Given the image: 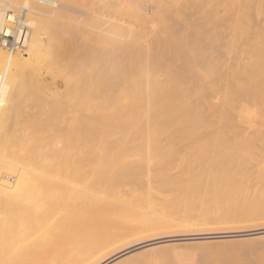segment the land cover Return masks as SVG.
<instances>
[{
	"label": "bare ground",
	"instance_id": "1",
	"mask_svg": "<svg viewBox=\"0 0 264 264\" xmlns=\"http://www.w3.org/2000/svg\"><path fill=\"white\" fill-rule=\"evenodd\" d=\"M160 2L156 3L159 7L167 4ZM125 3L124 0H0V264H112L155 242L190 239L185 234L173 233L187 223L171 217L165 208L173 200H179V205L171 208L178 215L184 209H192L190 203L198 195H216L223 187L234 193L237 179L245 178L241 154L249 148L251 137L240 131L234 117L243 104L264 102V85L258 84L264 74V56H251L243 67L230 69V75L219 87L217 76L212 74L217 86L201 88L193 95L186 86L165 81L164 77L161 80L158 74L163 69L154 71L152 67L160 65L153 55L150 68L144 63L150 62L147 43H143L147 48L143 47L148 49H145L148 60L142 59L144 54L139 56L136 52L135 56L131 51L136 46L131 44L133 41L143 37L141 41L147 42L146 37L153 30L147 24L152 19L147 24L141 22L147 19L144 13L136 9L131 12L129 7L134 6L128 2V19L136 14L135 21L143 23V28L146 24L148 27L144 29L150 31L146 34L140 28L132 34L140 35L139 39H132V35L127 38L133 30L129 28L131 32L125 34L126 21L129 22L124 16ZM173 4L174 1L165 6ZM154 14L157 18L161 15ZM162 23L161 28L167 24ZM186 24L188 27L189 23ZM166 33L173 35L172 31ZM152 35L150 38L154 39L156 36ZM187 37L193 41L192 36ZM129 38L133 40L131 43ZM157 39L162 38L154 39V43ZM149 42L154 51L158 43ZM162 45L158 55L165 50ZM186 46H182L186 53L180 48L181 56L177 55L187 62L190 59L185 55L190 57L193 47L189 53ZM165 51V56L160 55L166 59ZM169 54L170 60L173 56ZM199 54L198 61L203 57ZM192 56L194 61L196 53ZM186 62L180 61L181 68ZM171 63L165 65L169 72ZM208 65L210 69L211 63ZM72 68L79 79L70 83L64 73L72 72L69 75L74 77ZM42 69L53 80L61 78L60 92L55 87V91L50 90L48 80L45 85L49 87L45 88ZM210 76L207 73L202 81L207 78L208 82ZM212 93L217 94L215 100ZM241 94H245L244 102L232 101L229 107L223 106L224 100ZM198 95H202V102ZM11 125L28 128L27 136L32 130V134L40 129L49 132L40 136L39 147L28 160L11 153L12 147L20 146L27 133L8 138ZM258 134L264 141V133ZM35 138L31 141L36 142ZM217 149L220 154H216ZM176 167L182 171L174 175L172 170ZM156 194H166L162 204L155 201ZM253 209L247 201L238 213L243 220H251L249 230L200 234L211 239L236 237L241 246L248 247L264 242V225L259 218H253L256 215ZM159 232L172 235L134 248H129L131 245L105 258L125 237H153ZM179 254L164 253L142 264L180 261L183 256Z\"/></svg>",
	"mask_w": 264,
	"mask_h": 264
},
{
	"label": "rangeland",
	"instance_id": "2",
	"mask_svg": "<svg viewBox=\"0 0 264 264\" xmlns=\"http://www.w3.org/2000/svg\"><path fill=\"white\" fill-rule=\"evenodd\" d=\"M127 1L128 2L131 1L130 4H133L134 8L129 7L130 4L124 0V3L126 2L125 8L127 9L125 10L127 14H125L124 16L127 17L126 15H130L129 8L132 9L131 12L133 10L135 12V9L137 11L139 10V12L144 13L142 15L147 18L146 20H141V22L146 21L144 23L147 24V22L152 19V22L149 21L147 24L149 27L145 26L146 24H144L143 25L144 28L146 27L150 28V26L151 28L153 27L152 31H150L151 28L150 30L147 29L150 31V34L147 36L146 34H148L147 33L148 31L142 27L143 23L139 21L141 23L140 24L137 20L135 21L136 14L134 15L131 13L132 15H134V18L130 16L131 20L128 19L129 16L126 18V20L127 19L129 20V22L126 21L127 23L126 30L128 32L125 34L128 35V33L131 32L130 30H133V32H131L129 36H126L127 38L130 37L132 34H134L135 31H137V29L139 31L140 28H142V30L140 29V32L143 31L144 29L146 34L144 32L143 33L147 36V37L144 36L147 38L146 40L147 42H142L141 38L143 37H141L140 35H139V37H141L140 39L138 36H136L139 40L137 42L132 40L133 42L136 43V44H133L130 38L132 37L133 39L135 36L132 35L129 38V42L131 41L132 43L131 42L130 43L136 46L133 47L131 51L134 52V55L136 54V52H138L137 53L138 55L144 54L141 57L143 60H145L147 56V55L145 56V52H147L146 50L149 49L148 53L151 56L153 55L155 60L157 58L158 59L157 64L162 66L161 68L160 66L157 65L156 66L157 69H155L156 67H152L154 68V71L156 70V73H157L159 72L158 69H163V71L160 70L161 72H159L158 74L159 76L158 75L157 76L160 77L161 80H163V77H164L165 81L166 80L172 81V82L175 81L174 83L175 84L177 83V85L186 86L189 93L193 95L198 93V90L201 88L206 90L207 88L212 87V85L217 86L216 81H219L217 82L218 83L217 87H219L220 83L224 82L227 76L230 75V72H231L230 69L237 70V68L243 67L245 63L251 60V56L253 57L264 56V0H191L192 2L187 0L190 3L188 2V4L186 5H185V3H187L185 2L186 0L185 1L184 0H176V1L170 0L169 2L168 0H161L160 4L163 3V1H167V4L160 5V7L162 6L163 8L166 9L164 10V13L162 11L163 8L161 7L162 8L161 9L159 5H156V3L159 4L158 1L160 0H158L157 2H155V0H135L137 1L136 2L137 5L135 4V2H133L134 0H127ZM171 1L172 2L174 1V4L170 5L169 6L170 8L165 6V5L172 4ZM139 3L141 5H139ZM150 7L152 9H149ZM156 8H160V9L155 10ZM152 12L156 13L157 16L161 14L162 17H160L161 16L160 15L159 18H157L156 16H154L155 15L154 13H153L154 15L152 14ZM146 13L148 15H146ZM176 14H180L179 17H177ZM142 15H140L139 20L140 18H142ZM163 16H165L166 18L163 19L164 18ZM133 19L135 23L133 22ZM158 20L160 21L162 20L163 21V23L161 22L162 24L167 22V24H164L165 26L163 25V28L166 27L164 30L163 28H161L162 27L161 25H160L161 27H159V24L161 23H158ZM186 23H189L188 27ZM168 24L170 25L169 28L171 27L170 30L172 29L171 31L173 35L171 36L164 34L169 29L167 27ZM157 25L159 29H161L164 32L163 34H162V31L158 29ZM195 25L196 26L200 25V26H197V28H195ZM191 26L192 28H190ZM129 28L130 30H128ZM155 32L159 33V34L157 33L158 36ZM170 32L166 34H170ZM187 32L190 33L191 35H188ZM153 33L156 36L154 37V39L162 38L160 41L158 39L155 40L158 43V45H155L154 51L152 50L153 47L151 46V44H148V41H150L149 43L152 42V44L156 43V42L154 43V39L150 38V36L151 37L153 36L152 35ZM182 33L183 34L185 33L184 34L185 36L183 37L176 36V34L178 36L180 34L181 36ZM139 34H142V33H139ZM215 35H216V38H215ZM173 36H174V39H172L173 40L172 41L171 38ZM191 36H192L193 41L190 38ZM186 37L190 39L188 40L186 39ZM175 39L178 41L179 46L177 45V41ZM179 39H180V42H179ZM168 40L172 42L170 43V45H169ZM197 40H199L197 42L198 44L197 48L199 47L200 51L195 47L196 46L195 42ZM175 41L176 43H174ZM189 42L192 43L193 46H191L192 44H188ZM143 43L145 44L147 43V46L148 47L150 46V47L146 49L147 46ZM184 43L185 45H183ZM159 45H162V49L164 48V46L169 47L170 51H168V49L165 47V50H167L166 59L164 58L165 52H166L164 49H163L164 52L162 53V50H161L162 54L160 53L161 55H164V56H161L160 54L158 55V52H159L158 50L161 48L159 47ZM171 45H172V48H171ZM139 46H141L142 48ZM143 46H146V48ZM156 46H158L159 48L158 47L156 48ZM182 46H186L187 48L193 47V49L192 48L188 49L189 53L191 49L193 50L191 51L192 53L189 54L190 57H187V55H185V57L188 58V60L190 59L189 61H187L188 63L186 62L185 59L182 60L181 59L182 57L179 58V55L181 56V53H180L181 50H178V49L180 48L183 49ZM139 48L141 49V51L144 50L143 53H141V51L138 50ZM156 49L157 51H155ZM185 49L186 48H184L182 51H185ZM130 53L131 52H127V54H130ZM169 53H172L171 55L173 56V58L171 57L170 60H169V56H170ZM173 53L175 54L173 55ZM178 53L179 55H177ZM195 53H196V56H194L195 59L194 61H191V59L193 58L192 55H194ZM197 53H200L201 55H203V57H201L203 59L200 58V60L198 61ZM137 54L135 56H137ZM167 54H169V56ZM150 55H148V59H150V62L144 61V63L146 64L148 63L149 68L151 66L149 63H153L151 62V60H153V56L151 57ZM155 55L157 57H155ZM175 56H178L177 58H179L180 60L176 59ZM161 57L163 59H160ZM196 57H197V60H196ZM159 59L161 60V62H163L164 65L160 64L161 62ZM164 59H165V63L163 61ZM195 60L197 62H195ZM180 61L186 62V66L188 65V67L184 65V67L181 68ZM169 62L170 63L172 62L171 65H169V68H171L170 69L171 72H169L168 67H167L168 66L167 64ZM198 62L200 63V65H197ZM209 62L211 63L210 69L208 68L209 66L208 64H210ZM128 63L127 65H129ZM189 63L192 68L194 67L193 68L194 70H191L190 69L191 67L189 68ZM215 63L216 65L214 66ZM155 65L156 64H154V66ZM200 66H203L202 67L203 69L202 68L200 69ZM205 67L208 69L206 70ZM213 68L215 69L216 72H217L216 69L218 68L217 74L214 70H212ZM195 69H197L196 72H198L199 70V72L202 71V73H199V72L196 73ZM75 70L80 71L79 68L78 69L76 68ZM70 71H73L74 77L69 75L70 73L72 75V72L69 73L65 71L64 74L67 73V75H65V77L67 76L65 80L71 83L72 81H74L72 79L74 78L79 79V75L74 71L73 68ZM182 71H185V73ZM211 71H213V73H211ZM41 72H43V75L46 76V79L44 80L43 84L44 85L46 83L50 84V85L49 84L45 85V88L46 86L47 88L50 86V90L55 91L54 89L55 87L56 92H60L63 89L61 78H56L53 80L51 77H49L46 74V72H44L43 69L41 70ZM164 72L168 73V74L165 73L166 76L168 77L166 79H165ZM176 72L180 76L177 75ZM181 72L184 74H181ZM207 73L208 75H211L212 78L210 76L208 82L206 81L208 80L207 78L206 80L202 81L204 75L207 76ZM171 74H172V78L174 77V79L170 78ZM212 74L213 75L215 74V76H217L215 77L216 81L214 80ZM49 79H52V80H49ZM46 80H48V82H46ZM258 82H259L258 84L264 85V74ZM197 85L199 87H197ZM58 86L60 87V89ZM216 95H217L216 93H212L211 97L213 98ZM197 97L199 101L201 102L203 101L202 95H198ZM118 98L119 97L115 99L118 100ZM245 99H246L245 94H241L239 96H233L231 98H228L227 100H224V102L222 103H223V106L229 107V104L232 103V101L244 102ZM242 106H243L242 110L236 117H234V119H236V122L239 126L240 131L251 137V142H250V146L247 149V151L241 154L245 178L237 179L236 189L234 193H231V190L228 187H223V189H221L219 193L216 195L214 194L201 195L200 194L197 197H195L192 203H190L192 206V209L183 208L184 209L183 212L179 213L178 215L172 213L171 208H175L176 206H178L179 204L177 203H179L180 201L173 200L172 203L169 204L165 208V212L169 214L171 217L174 216L178 219H181L183 223H187L186 225H182L178 227L177 229L178 231H175L173 233L185 234V237H188L190 239H177V240L169 241L167 243L155 242V243L143 246L142 248H138V249L131 251L127 255L113 262L112 264H142V262H146L148 260L158 259L159 256L161 254L164 255V253L169 256L170 255L174 256L175 254L180 253L179 255L183 256L180 261L173 260V261H170L168 264H264V242H255L254 244H251V246L248 247V246H241L239 244L240 242H238L240 240H237L236 237H223L219 239H213V238L211 239V238H204L205 235L200 234L201 232H205V231L223 232V234H230L231 233L230 231H233V230H249L250 229L249 225L251 224V220H243L242 218L239 217V214H238L240 207L243 205L244 202H247V201H249L251 205H253L254 207L253 210L256 215L253 218H259L260 222L264 225V178L262 177L264 175V141L260 138L261 136L258 134V133H261V134L264 133V102L257 103L255 105L243 104ZM27 125L30 126V122L27 123ZM11 126L12 127H9L10 131L8 132V138L14 137L16 133H18L16 134L17 136V135H21L22 133L27 132L26 137L23 138V140H21V143L19 144L20 146H17L14 148L12 147L11 149L12 151L11 153H13L15 156H20L26 159L30 158V154L32 152H35L38 149L39 147L38 144L40 142V136H46L49 133L46 130H45L46 132H43V130L40 129L38 130V132L34 131L35 133L33 132L34 134H32L31 133L33 131L32 130L31 132L29 131L31 136L30 135L27 136L28 128H25V127L20 128L15 125H11ZM255 130H257L258 132H255ZM40 131L43 132L42 133L43 135L41 134ZM34 136L37 137L34 139L36 140V142L31 141L33 140L32 138ZM27 137L30 139H28ZM32 142L34 143L33 144L34 147L33 145L31 146ZM29 147L32 149H29ZM220 153H221L220 149H217L216 154H220ZM259 161H262L263 163L260 165L258 163ZM181 171H182L181 167H176L172 170V173L174 175H177V174H180ZM203 184L204 182H202L201 185ZM165 195L156 194L154 196V199L158 203L162 204L164 202ZM169 235H172V234L171 233L163 234L162 232H159L153 237H145L143 235L125 237L123 240H121L120 243H117L116 246H114L112 252H110L105 258H108L109 256L115 253H118L128 248L131 245L132 246L129 248H134V247L139 246L143 242L157 241V240H160L162 236H169Z\"/></svg>",
	"mask_w": 264,
	"mask_h": 264
}]
</instances>
